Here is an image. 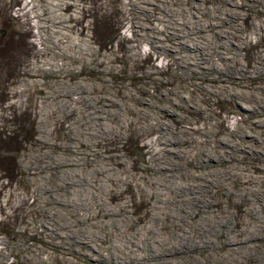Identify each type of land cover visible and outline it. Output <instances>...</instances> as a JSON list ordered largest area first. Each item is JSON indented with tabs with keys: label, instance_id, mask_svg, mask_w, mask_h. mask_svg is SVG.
Here are the masks:
<instances>
[{
	"label": "rangeland",
	"instance_id": "374dc122",
	"mask_svg": "<svg viewBox=\"0 0 264 264\" xmlns=\"http://www.w3.org/2000/svg\"><path fill=\"white\" fill-rule=\"evenodd\" d=\"M259 6L251 0H0V152L7 149L6 137L1 133L11 132L13 139L11 170L0 164V264H114L111 252L123 241L110 234L106 223L92 225L104 213L96 199L102 193L95 189L92 196L83 190L80 200L71 193V204H83L74 213L60 187L76 174L87 175L96 160L119 169L117 176L109 180L106 199L114 196L128 200L132 215L128 228L132 230L141 221L150 224L149 210L155 199L148 188L155 185L151 178L157 166L178 168L185 164L187 167L180 174L188 172L191 177L202 171L201 157L210 153L206 147L222 154L232 151V159L246 154L219 145L218 140L222 136L237 140L232 135L235 129L257 128L252 122L258 124L262 118L243 123L251 115L252 106L234 93L239 97L264 95V77L235 76L237 83L233 84L226 75H213L228 80L223 83L211 82L210 75L199 79L192 76L194 69L206 73L211 65L217 72L233 74L225 67L233 66L235 61L254 71L264 50V32L257 35L254 25L264 19ZM224 8L237 12L224 14ZM224 17L233 21L221 25ZM235 25L236 30L232 29ZM232 32L237 36L234 43L220 47V42H227ZM144 36L171 46L175 59L161 55L158 46L145 41ZM236 47L242 48L235 56ZM132 52L137 55L129 58ZM197 63L201 66L193 65ZM85 85L92 92L91 101L82 100V94L77 92L62 94L64 90L80 91ZM172 91L174 96L169 95ZM103 94L110 100L102 101ZM178 97V104L167 102L168 98ZM152 104L161 108H149L151 117L138 116L130 109ZM103 107L109 122L102 125L103 132L85 141L84 124L98 127L95 119L103 115ZM119 107L123 109L120 116L109 111ZM156 116L164 129L157 126L153 118ZM258 130L264 134L263 127ZM178 134L184 139L183 145L189 147L184 154L180 138L174 139ZM245 142L256 146L250 137ZM110 155L113 156L103 159ZM68 156L78 165L76 172L55 175L47 162L53 159L54 166L57 158L69 163L63 160ZM209 162L205 160V164ZM245 173L264 178V169ZM256 181L259 183L260 178ZM230 182L234 189L245 184L238 178ZM98 183V179L92 182L93 186ZM174 184L178 187L181 182ZM219 188H209L207 195L222 212L229 198L221 192L216 195ZM173 194L170 190L169 195ZM233 198L237 196L234 194ZM236 209L235 204L226 208L228 213ZM241 215L238 212L233 217L239 220ZM168 221L162 220L161 224L169 225ZM161 236L169 237V233L162 230ZM126 243L133 245L131 241ZM187 253V259L182 256L171 260L172 264H218L203 260V254L196 251ZM254 255L260 257L254 253L238 260L239 264L245 260V264H254Z\"/></svg>",
	"mask_w": 264,
	"mask_h": 264
},
{
	"label": "bare ground",
	"instance_id": "6f19581e",
	"mask_svg": "<svg viewBox=\"0 0 264 264\" xmlns=\"http://www.w3.org/2000/svg\"><path fill=\"white\" fill-rule=\"evenodd\" d=\"M251 1L255 3L256 2L259 3L260 6L258 10L259 12L264 13V0H251ZM232 10L233 9L230 8L229 9L224 8L222 12L224 14L229 13V15H232L235 12V9L233 10L234 12ZM233 16H230V18L232 19ZM230 18L224 17L222 19L221 25L225 24V22H227L228 20H230L229 22L233 21ZM261 22L257 21L254 24L255 29L257 30L256 32L257 35L260 34L261 31L264 32V19ZM236 28L237 27L235 25L233 26L232 29L236 30ZM232 33L233 35L231 33L229 34L230 39H227V42L224 41L220 42V47L224 46V44L226 43H230V44L234 43V40L237 38V36L236 34H234V32ZM150 37L151 36H144L143 39L145 41H150L151 40ZM150 42L158 46V48L161 50L160 52L161 55L166 57L172 56L175 59L176 55L173 53L171 54V50H172V48H170L171 46L167 45L165 42H161V40L155 42L150 41ZM208 42L210 43V41ZM238 44L239 43H237V45ZM241 48L236 47V49L233 51V55L236 56V54H239ZM176 49L177 48L174 47L173 51H175ZM205 53L209 56V53H207L206 51ZM136 55L137 53L132 52L129 53L128 57L133 58ZM73 58L76 59L75 57ZM259 58H260L259 62L254 67V71H252L251 67L247 68L245 65L235 61L233 66H230L229 64L228 66L226 65L225 67V69L228 68L230 71H234L232 72L233 74H228L225 70L223 71L221 70L217 72L215 69V65L214 66L211 65L210 67L207 68L208 69L206 71L207 74L203 72H198L197 69H194V71L196 72H194V76L192 77L193 79H199L201 75L204 76L210 75L211 82L223 83V82H228V80H226V78L223 77H217L218 75L217 76H213V75L214 74L226 75L227 77L230 78L229 82L233 84L237 83L233 78L235 76L246 78L248 76L251 77V74H257L258 75L257 77H264V50H262L261 53L259 54ZM208 59L211 61L210 57ZM182 62L187 64L189 68L192 67V65L186 63V61L182 60ZM68 64L71 66L70 63ZM193 65L201 66L198 63ZM69 69H71L72 71L76 70L73 69V67H69ZM60 71H61L60 68L57 69V73ZM153 73L156 72H149V74H153ZM59 84L62 83L59 82ZM64 91H62L63 96H67L71 92H77L82 94L81 97L82 100L91 101L93 99V95H91L92 92L90 91L89 86L87 87L86 85L80 91H77V89L70 90L67 92ZM213 91L214 90H211L210 92L213 93ZM174 93L175 92L172 91L170 92L169 95L174 96ZM215 93L220 94L219 91H216ZM248 95L245 94L244 96L242 95L239 97L237 93H234V96L242 99L244 103L250 104L252 106V108L250 109L251 115L246 116L244 120L242 119L244 121L243 123L251 120V118L254 117L262 118L261 120L260 119L257 120L259 125L255 124L256 122L255 121L252 123H254L255 127L257 126L256 129L253 128L252 126L249 127V130L242 131L235 129L232 132V135L237 136L238 137L237 140H232L229 136L228 137L222 136L218 140L219 145L221 144L227 145L230 147V149L234 151H243V152L246 151V154H244L242 157L238 159H232L233 158L232 151L229 152L226 151L224 154H222V153H217L214 148L206 147L207 152L209 150L210 153L206 152L207 154L204 157L203 156L201 157V163L199 162L200 163L199 166L202 169V171L198 175L193 174L191 177H188L189 174L188 172L187 173L185 172L186 173L185 175H183L182 173L180 174V172L183 171L185 167H187L185 164L183 165L180 164V167L178 168L173 167L175 165L169 167H161L160 165L157 166L154 169L153 171L154 173L151 178V180L154 182L155 185L151 188H148L150 191L149 193L154 194V199H155V201L151 204L149 210L150 211L149 225H146L147 223L145 224L144 221H141L136 226H134L132 230H130L128 228V225L132 221V215L128 209V200L126 199L117 200V198L114 196L112 200L106 199L109 197V193H110L109 180L115 178L119 170L116 166L110 163H106L102 165L100 164V162L96 160L95 164L93 165V168L88 170L87 175L76 174V176H74L73 178L67 180L65 183L60 185L61 189H63V192L67 197L66 203L72 207V211L74 213L76 212L75 211L76 208L81 207L83 204L79 205V203L77 202L71 204V201H73L72 196L70 195L71 193L72 195H77L78 196L77 198L79 200L83 195V190L84 191L87 190L88 192L91 193L92 196L95 195V189H99V191L102 193L96 196V199L98 201V204L103 207L104 213L102 217H96L95 220L92 222V225L99 227L101 222L106 223L111 230L110 234L112 236H118V238L120 237V240L123 241L122 244L115 246V248H113V250L115 251L111 252L110 260L111 261L113 260L114 264H159V263L172 264L171 260L173 259L177 260L182 256L185 257L188 254L187 252L190 251H196L198 255L203 254V260H208L209 262H215V263L217 262L218 264H231V263L239 264L238 260H240L241 258H246V256L255 253L257 255H260V257L254 255V257L252 258V262L254 264H264V256H262V254L264 253V183L260 182L264 180V178L262 177L263 175L258 177V176H253L251 173H245V171H250V169L251 170L264 169V134H261V132H259L258 130V128L261 127L264 128V95H257L256 93H254L253 95H249V96ZM190 96L191 98H194L192 95ZM101 98L102 101L110 100V96H108L107 94H103ZM179 99H180L179 97L176 100L172 98L170 99L168 98L167 102H170L171 105L176 103L178 104ZM78 101H80V99H78ZM64 102L65 103L63 105V108H65L66 110L67 100L65 99ZM154 107H156L157 111L159 110V108H161L157 104H152L151 106H133V108L130 109L131 111H135L138 116L151 117L147 113V111L149 108L152 111V108ZM100 110H101V114L103 115L97 118L95 117L96 118L95 120L99 123V124L96 123L98 127L95 126L87 127L88 123L84 124L85 128L83 129V131L85 135L84 137L85 141H89L92 139L94 135L98 134L99 132L100 133L103 132L105 128L102 125L106 121L109 122L110 120L105 116L106 109L103 107ZM109 111L112 112V114L114 115L120 116L123 109L122 107H119L116 109V111L110 109ZM175 115H176L175 113L172 114L173 117ZM153 118L157 120L156 122L157 126L160 129H164V127L162 126L163 125L162 120H160V118H157V116ZM138 128L140 129L142 128V126ZM247 137L252 138L256 142L255 147H251L247 142H245V139H247ZM162 138H164V136H162ZM179 138H180L179 142L184 147V151L182 152L184 154L187 152L189 147L183 145L184 139L179 134L174 139L179 140ZM174 143H176V141ZM170 145L172 146L173 142ZM174 146L175 144L172 146L173 148L171 150L174 149ZM246 148H249L250 150ZM111 156L113 155L105 156V158L103 159L105 160L109 157L111 158ZM250 158H257L256 160L258 161L254 163L251 161ZM52 160L53 159H51V161ZM63 160L64 162H69V163L59 162V159L57 160V158L54 160L55 161L53 163L54 166L52 165L51 161L47 162L48 166L55 170L54 171L55 175H57L58 173L60 174L65 172L66 173L76 172L75 168L77 164L75 162H72L73 159H71L68 156L63 158ZM205 160L206 161L209 160L210 162L205 164ZM154 161L155 160H152V162ZM249 165H251L252 168H249ZM232 178L241 179L242 182H244L245 184H242V186L239 187L238 189H234L230 185L231 183L230 179ZM259 178H260L259 183H256L257 182L256 180H258ZM94 179H98L99 181L97 185L98 187L93 186L92 182ZM178 181H180L181 184L178 185V187H176L174 183H178ZM190 186H192V188ZM173 187L176 189L177 192L174 190ZM212 187L221 188V190L217 192L216 195L217 194L219 195V193L221 192L222 195H226L229 198V201L225 205H223L222 212L217 211V207L215 205V202L213 201V198L207 195L209 188ZM101 189L103 190L101 191ZM170 190L173 191L174 193L173 195H169ZM188 190L190 192L192 191V194L188 195L186 193V191ZM122 193L123 192H121V194ZM234 194L237 196V198L235 199L233 198ZM56 203H59V201L58 202L56 201ZM230 204H235V206L237 207V209L233 213H228V211L226 210V208ZM238 212L242 213V215L240 216L239 220H235L233 215L237 214ZM165 219L169 220L168 221L170 222L169 225L161 224V221ZM237 226L238 228H236ZM162 230L166 231V233H169V237L162 238L161 236ZM83 232L81 233V235L85 236ZM126 241H131L133 245L132 246L129 245L128 243H126Z\"/></svg>",
	"mask_w": 264,
	"mask_h": 264
},
{
	"label": "trees",
	"instance_id": "16d2710c",
	"mask_svg": "<svg viewBox=\"0 0 264 264\" xmlns=\"http://www.w3.org/2000/svg\"><path fill=\"white\" fill-rule=\"evenodd\" d=\"M17 47V46H16ZM15 49V45H13V40L11 39V51ZM2 136L6 137L5 144L7 145V149L5 153L0 152V164H2L5 170H11V132H3L1 133Z\"/></svg>",
	"mask_w": 264,
	"mask_h": 264
}]
</instances>
